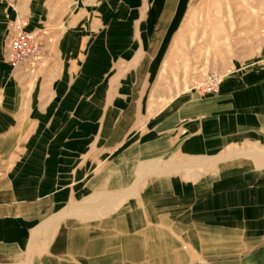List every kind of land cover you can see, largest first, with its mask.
I'll return each mask as SVG.
<instances>
[{
	"label": "crops",
	"instance_id": "0c3cea01",
	"mask_svg": "<svg viewBox=\"0 0 264 264\" xmlns=\"http://www.w3.org/2000/svg\"><path fill=\"white\" fill-rule=\"evenodd\" d=\"M187 1L0 0V264H264V53L158 104Z\"/></svg>",
	"mask_w": 264,
	"mask_h": 264
},
{
	"label": "rangeland",
	"instance_id": "374dc122",
	"mask_svg": "<svg viewBox=\"0 0 264 264\" xmlns=\"http://www.w3.org/2000/svg\"><path fill=\"white\" fill-rule=\"evenodd\" d=\"M17 21L6 23L5 41ZM263 53L264 0H188L155 86L158 104L192 87L207 94L212 77L238 74Z\"/></svg>",
	"mask_w": 264,
	"mask_h": 264
},
{
	"label": "built area",
	"instance_id": "2783aa9c",
	"mask_svg": "<svg viewBox=\"0 0 264 264\" xmlns=\"http://www.w3.org/2000/svg\"><path fill=\"white\" fill-rule=\"evenodd\" d=\"M43 35L41 30L27 31L20 21L11 26L4 46L7 63L13 70H19L29 66L34 69V64L40 59L43 47ZM221 80L212 77L202 91L207 94H215Z\"/></svg>",
	"mask_w": 264,
	"mask_h": 264
}]
</instances>
